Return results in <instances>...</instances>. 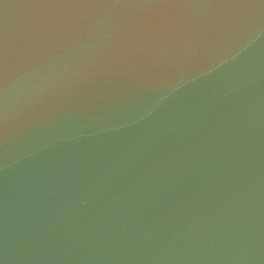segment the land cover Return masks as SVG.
<instances>
[{
	"label": "water",
	"instance_id": "obj_1",
	"mask_svg": "<svg viewBox=\"0 0 264 264\" xmlns=\"http://www.w3.org/2000/svg\"><path fill=\"white\" fill-rule=\"evenodd\" d=\"M0 264H264V0H0Z\"/></svg>",
	"mask_w": 264,
	"mask_h": 264
}]
</instances>
